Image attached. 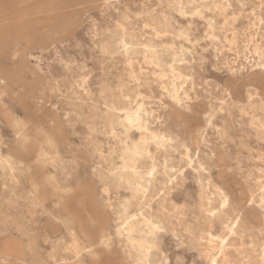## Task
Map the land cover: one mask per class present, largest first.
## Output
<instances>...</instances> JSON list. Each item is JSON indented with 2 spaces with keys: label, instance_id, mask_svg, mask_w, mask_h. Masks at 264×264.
Masks as SVG:
<instances>
[{
  "label": "rangeland",
  "instance_id": "rangeland-1",
  "mask_svg": "<svg viewBox=\"0 0 264 264\" xmlns=\"http://www.w3.org/2000/svg\"><path fill=\"white\" fill-rule=\"evenodd\" d=\"M174 1L0 0V264H264V0Z\"/></svg>",
  "mask_w": 264,
  "mask_h": 264
},
{
  "label": "bare ground",
  "instance_id": "bare-ground-1",
  "mask_svg": "<svg viewBox=\"0 0 264 264\" xmlns=\"http://www.w3.org/2000/svg\"><path fill=\"white\" fill-rule=\"evenodd\" d=\"M175 4H180V0H175L174 1ZM179 6V5H178ZM182 6V4H181ZM176 7V6H175ZM177 8V7H176ZM127 9V8H126ZM180 9V8H179ZM160 25V24H159ZM132 37V36H131ZM134 38V37H133ZM125 38L123 37V40ZM132 39V38H131ZM132 42V41H131ZM134 46L135 47H139L142 43H140L139 41L137 40H134L133 42ZM133 46V45H132ZM142 46H144L143 48L149 50V48H151V46H149L148 44H145ZM151 57V60L153 62H156V64H158L159 62L154 58V56H150ZM159 65V64H158ZM171 87V88H170ZM170 94L172 95V97L175 99V100H178L180 99V94L177 93V90H176V83H171L170 84ZM169 92V91H168ZM141 110V105L139 107H137L135 110H133L132 108H130L129 110H127L126 112V120L128 121L130 127L131 125H136L137 129H139L142 133V136L140 138L139 141H133V146L130 147V151L134 152V153H139L138 150H139V142H145L148 138L153 140V141H157V142H163L165 139V133H160L158 131H154V130H151L150 128L147 127V123L145 122V120L143 119V113L140 112ZM144 110V109H143ZM144 112V111H143ZM145 114V113H144ZM156 143V142H155ZM135 169V168H134ZM136 170V169H135ZM142 183L138 182L137 183V186L138 185H141ZM133 217V216H131ZM130 217V218H131ZM134 217H137L136 215H134ZM133 217V218H134ZM144 221L146 223H149L150 220L145 218L144 217ZM143 221V222H144ZM141 224V221L139 220V218H137V221H134L132 224L131 222L129 221V219L126 221V220H123L121 222V229H127L128 231V235L125 236L126 240L134 243L135 241H137V243L140 245V248H143L145 247L146 245V242H147V237L149 236L148 232L145 233V235H143L140 239H136V237L134 236V233L137 231V232H140L141 233V229H138V225ZM147 228V227H146ZM149 228V227H148ZM145 230V229H144ZM152 231V229L150 230V232ZM144 232V231H143ZM149 232V233H150ZM125 233V232H124ZM52 244V243H51ZM216 262V260L214 261V263Z\"/></svg>",
  "mask_w": 264,
  "mask_h": 264
}]
</instances>
